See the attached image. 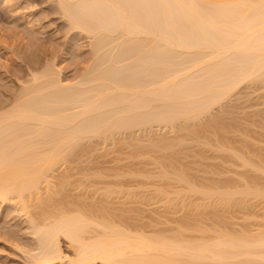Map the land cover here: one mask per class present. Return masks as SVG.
Segmentation results:
<instances>
[{
    "label": "bare ground",
    "instance_id": "1",
    "mask_svg": "<svg viewBox=\"0 0 264 264\" xmlns=\"http://www.w3.org/2000/svg\"><path fill=\"white\" fill-rule=\"evenodd\" d=\"M56 2L58 11L54 12L66 17L68 29L78 30V33L82 32L90 38V54L86 50L89 57L86 51L82 53H86L84 57L87 59H83L88 60L87 64H84L81 73L67 78V68H61V64L55 65L54 58L49 57L52 63L47 59L43 61L45 64L42 63L41 70L38 69L40 71L30 72L28 69L29 76L26 75L25 82L20 80L23 84L21 82L18 85V92L12 96L14 99L11 98L9 105H0V204L11 203L13 209L16 207L15 210H20L19 213L28 222L29 233L35 239L30 241L31 244L27 243L29 246L16 244L26 256L23 255L26 258L23 264H264V213L258 214L262 218L252 214L263 221L257 228L250 230H236L233 224L230 228L225 221V224L220 225L219 221L226 216L223 219L221 217L224 214L221 211L217 213L220 208L250 205L252 199L264 201V182L261 178V174H264V165L261 164L264 163V152L260 150L259 153L262 162L256 158L262 166L246 157L249 154L246 150L245 156L240 150L241 155L233 153L242 160L239 165L251 166L261 179L257 175L247 174V170L245 173L238 172L241 173L238 176L235 173L238 182L233 180L235 178L221 179L218 171L222 170V166L220 169L218 166L222 165L223 159L217 167L213 166L215 171L212 166L213 170L208 165L211 170L203 168L202 173L207 175L203 177V174L193 172L196 154L189 156L177 152L180 148L174 149L184 145L190 138L185 140L187 137L182 132H178L181 133L178 138L176 134L172 135L188 124L191 125L192 134L183 130L190 135L196 134L193 140H201L203 136L202 143L211 145V142L208 144L211 141L209 137L210 140L204 141L207 137L199 134L198 128H192L194 124L209 114L211 122H215L214 117H211L214 115L212 109L233 97L241 84L264 81V0ZM29 33L33 39L29 40L36 44L35 34ZM28 50L25 51L28 53ZM64 61L61 60L62 63ZM36 62L33 66H36ZM216 122L207 125L209 129L212 125L214 127H211L212 131L207 130L210 132L207 135L211 132L217 135L216 132H223L230 124ZM221 124L225 126L224 129L220 127ZM203 129L206 134V128ZM219 135L222 137V133H218L219 139L215 136V140L221 144L220 139L221 142L224 140ZM94 141H101L102 144L108 142L106 144L112 147L110 145L111 148L106 149L110 148V151L117 144L115 142L125 145L124 149L130 145L134 152L135 147L140 145V152L136 151L147 155L141 154L150 160V164L154 162L158 165L159 170L152 164L156 167V176L168 179L167 187L172 192L168 188V191L164 189V186V203L170 202L172 205L173 199L184 192L183 189L186 194L197 193L198 201L190 197L195 202L190 198L187 202L185 194L182 197L185 195V202L193 209L196 207L204 211L206 206L205 210L209 207L216 209L212 215L210 210L208 216L204 212H201L204 217L199 216L210 218L213 224L211 221L208 222L211 225L203 223V218L200 220L196 217L193 220L185 217L171 228L167 226L168 229H153L149 232L145 227L127 221L121 211H112L101 200L102 205L98 201L94 205L76 199L63 202L60 199L55 200L57 204L51 203L50 198L59 191L56 189L58 191L54 193L56 185L52 183L56 169H67L65 165L71 155L79 151L85 142L95 144ZM175 144L177 147H174ZM115 147L121 148L119 143ZM93 149L90 148V151ZM85 150L82 149L83 153L89 149ZM79 152V157L85 155H79ZM135 154L138 155L137 152ZM179 154H184L185 159L191 157L195 160L192 163L185 162ZM255 172L252 174H257ZM66 178L62 179L63 184L69 183L65 181ZM56 179L60 178L57 176ZM169 179L174 181V185L169 183L172 182ZM58 183L63 185L61 180ZM121 187L118 190L121 191ZM109 189L108 193L114 192V189H111L112 192ZM159 189L158 192H161ZM47 192H51L52 196ZM163 192H167V196ZM168 193L170 196L174 193L175 197L169 198ZM42 195H48L46 197L50 201ZM42 198L45 199L43 202ZM36 202L38 210L34 205ZM47 206L54 208L49 210ZM61 238L68 242L71 254L63 250Z\"/></svg>",
    "mask_w": 264,
    "mask_h": 264
},
{
    "label": "rangeland",
    "instance_id": "2",
    "mask_svg": "<svg viewBox=\"0 0 264 264\" xmlns=\"http://www.w3.org/2000/svg\"><path fill=\"white\" fill-rule=\"evenodd\" d=\"M55 3L57 4L56 0H2L0 2V102H2V104L0 103V105L6 106V105L10 104L12 96H14V94L16 92H18V91H16L19 88L18 85L21 82L23 84V81L26 78L28 69L30 70V72H31V70L35 71V72L40 71L41 70L40 68L43 67L42 65L45 64V63H43L44 60L46 61L48 59L49 62H51L50 58H54L53 62L55 65L61 64V66H62V67L60 66L61 68H64V69L67 68V69H65V73H67L66 74L67 78H69V77L72 78V77H74V75L76 76L77 74H79V72L81 73V69H83L84 64L86 63V61H88V60H85L83 58H86V57H84V55L87 53V51L90 54V50H88V49H90L89 48L90 47L89 46L90 45L89 44L90 38L87 37L86 35L84 36L82 34V32L78 33V30L76 31L75 29H72V30H70V28L68 29L69 24L67 25V21L65 19L66 17H63L62 14H59L57 12L58 8H57V5ZM55 8H57V9H55ZM54 10H57V11H55L56 13L54 12ZM37 15H38V17H37ZM32 30H34L35 32ZM14 32H16V33L14 34ZM29 32H33L35 34V36L34 35L33 36H34V39H35L34 41L36 44H33V41L29 40V39H32V36H31L32 34ZM76 33H78V34H76ZM29 34H30L31 38H28ZM75 34L77 35V37H75ZM88 38H89V40H88ZM26 39H28V40H26ZM22 40H24V42H22ZM25 41H29V42H25ZM29 43L32 46H30ZM24 45H25V47H24ZM26 46H27V48H26ZM22 47H23V50H22ZM28 48L29 49L31 48V49L28 50ZM25 50H28V53ZM31 50H32V52H31ZM84 51H86V53L82 54V53H84ZM30 53L32 56L30 55ZM32 53H35V54H32ZM88 53H87V55H88L87 57H89ZM36 55H37V58H34V57H36ZM64 55H65V57H64ZM30 57H32V58H30ZM66 57H67V59H66ZM61 58H63V59H61ZM64 59L66 60V62L64 61L63 63H67V64H63L61 62V60L63 61ZM36 60L38 62H36ZM33 61L37 63L36 66H35V64L33 66V63H34ZM68 63H69V66H68ZM38 69H40V70H38ZM65 73L63 74L64 76H65ZM28 76L29 75H27V77ZM20 80H23V81H20ZM73 80H74V78H73ZM241 85L243 87L239 86L238 88H240V87L241 88L240 89L237 88L235 90V91L239 90L238 92H236L237 95H236V93H235V95L232 94L231 96H233V95L234 96L227 98L228 101L225 100L227 102L223 101L222 103H224V104L221 103L222 105L220 104L219 107H218V105H216L215 106L216 108L214 107L215 109H212V110H214V112L212 111L211 113L214 115L211 114L212 115L211 117H214L213 119L215 122L219 121L222 123L224 121V122L230 123L227 129H226L227 126L226 127L224 126L225 130L223 132H216L217 135L213 134L214 132H211L210 135H207V132H208L207 130L209 129L207 125H211V123H215L213 121L211 122L212 118H209L210 114L208 115L209 117L207 116V118H206L204 116V118L198 120L199 122L202 123V120L204 119V121H203L204 125H202L203 123L199 124L198 121L196 122L197 124L195 123L196 126H195V124L193 126V124L190 123L193 126L192 128H194V129L198 128L199 132H201L199 134H201V135L204 134V136L207 137V138L204 137V138H206L204 141L211 139V141H209V143L207 142L208 144H210V142H211V145H207V144L205 145V142H204V144L202 143L203 136L201 137L202 138L201 140L200 139L199 140H197V139L193 140V138L195 137L194 135H196V134L193 133L194 135H190V134H192V129H190L191 125L189 126L188 124H187V127L182 126L177 132L172 134V135L176 134L175 137L178 138L179 136H181V133H179L180 134L179 135L178 132H182V135L183 136L185 135V138L187 137V139H185V140H188L190 138V140H188L186 142L182 141L185 144L181 145V147L179 144H181L182 142L179 143L180 142V140H179V142H178L179 144L177 143V145H179V147H177L175 144L174 147H177V148H174V149L177 150L180 148L179 150H177V152L180 151L181 154L182 153H184V154L187 153L188 155L190 154L189 156L196 154L195 156L197 157L196 158L197 162H195L196 167L194 165V168H193L194 171L193 172H195L198 175H202L203 174L202 171L204 170L203 168L208 167V166L210 168L212 166V168L215 171L216 168H214L213 166L217 167V164H220L222 159H223L222 165L218 166V168L220 166H222V170H219L220 168L218 169L219 170L218 172L221 173L220 175L222 178L218 174H216V172H215V175H218L221 179L230 180V178L231 179L235 178L233 180L236 181V180H238V179H236L238 174H239L238 172H241V171L244 172L245 170L248 171V172H246L247 174L257 175V176L259 175L257 173V171L255 172L254 170H252V168H250L251 166H249V167L244 166L243 167L242 165H239V163H241L242 160L240 161L239 160L240 158L238 159V156H235L233 153L238 154L241 151L243 156H245L247 152L249 154L251 152V155H253L252 154L253 151H255L257 149L259 151H257V150L255 151V154H254L255 156L253 155V157L250 158L251 155L249 156V154L247 153L248 156H246V157H249V159H251V160L253 159V161H256L257 163H259V161L262 162L261 159H259V158H261V157H259V153H260V150L262 153L264 152V117H263L264 116V81L263 82H251V84H244L243 83ZM6 95L8 96V98H10V100L6 97ZM5 98H6V100H4ZM12 99H14V98H12ZM5 101H8L9 103L8 102L6 103ZM3 103H5V104H3ZM215 116H217V117H215ZM209 119H210V122H207ZM205 123H206V125H205ZM234 124L236 127L234 126ZM225 125H228V124L225 123ZM215 126H217V125H215ZM183 127H185V128H183ZM199 127L202 130L199 129ZM202 127L206 128V134H205V130ZM211 127L209 130H211L212 128L214 129V127H212V128ZM220 127H223L222 124ZM224 127L222 129H224ZM187 128H189V130H187ZM183 129L186 130L187 133H188V131H190L191 133L189 132L190 134H187ZM222 129H220V130H222ZM203 130H204V132H203ZM161 131H163V130H161ZM214 131H216V130H214ZM217 131H219V130L217 129ZM208 133H210V132H208ZM218 133L219 134L222 133V137L219 135L220 138H222L224 140L221 142V139H220V143L224 144L222 146H221V144H218L219 140H215V136H217V139H219ZM189 136H192V137H189ZM199 136L200 135H198V138H199ZM208 137L210 139H208ZM182 140H184V139H182ZM96 142H97V144H96ZM98 142H100L101 144H99ZM109 142H111V141H109ZM89 143L90 142H85L84 143L85 145H82L81 148L78 149L79 151L81 150L80 152L77 151L71 155V157L69 158L70 160L68 159V161L66 162L67 166L65 165V168L67 167V169L57 168V169H59L58 170L59 173H57V169H56V171L54 173L55 178H53L55 180L52 179V181H53L52 183H54L53 186H55V185L58 186V187H56V186L54 187L55 188L54 193L56 194V192L58 191L56 189H59L60 192L58 191V194L55 196H52L53 189H51L52 194H51V192L50 193L47 192L49 195L51 194V196L54 198V201H53L52 197L50 198V200L52 199L50 201L48 199L49 197H46L48 195H42L43 198H45V199L47 198L48 201H50L51 203H53V202L55 203L56 201H58L60 199L62 200V202H63V200L69 201V200L73 199L75 201V199H76L78 201L80 200V202L84 201V203L85 202L90 203V204L93 203L94 205L97 204L96 203L97 201L100 202L99 200H101L103 205H105L108 208H112V211H113V209H115V211H116V209L119 212L121 211L120 213L124 214V217L127 218V221H129V222L132 221L133 223L135 222V224H136L135 226H137V224H138L139 227H143V228L145 227V229H147L149 232H150V230L154 231L155 229L156 230L164 229L167 226L171 228L172 225L173 226L176 225L177 223L180 222V220L185 219V217L186 218L189 217L190 219L193 218V220H194L196 217L198 218L199 216H203L204 213H206L205 215L208 216L207 214L210 212V210H211L210 213L212 215V211L214 212L216 210V209L214 210L213 208L211 209L210 207L207 208L208 210H205L207 206L205 207V209H203L204 211H202L200 208H197L198 209L197 210V209H195L196 207H194V209L191 208V206H189L190 204H187V202H189V200L198 201L199 196L197 198L196 197L197 193H195L196 195L194 193H187L189 195V197H188V195L186 194V192L183 188L182 189L185 193L184 192L180 193L179 194L180 197L176 194L178 196V198H177V196L175 197V194H174L177 192L175 191L174 188H172V189H174L173 191H175V192L173 194L171 193V196L169 193H168V195L170 196L169 198L172 199L175 197L176 200L173 199V201H172L170 199L173 202L172 205L169 204L170 202L167 204H166V202L164 203L165 198H164V196H162V191H163L164 186H166V188H164V189L167 190V188H168V190H170L169 192H172L171 189H169L170 187H167V185H169V184H168V182H166V180H168V179H162V178L159 179L160 177L156 176L155 172L157 170H159L158 165L152 161L156 165V167L158 168L156 170V167H154V165H152L153 163L150 164V160L148 161L147 159H145L142 156V155H144V156H147V155H145L144 153H141L142 154L141 155L139 153L140 152L139 151L140 145L136 146V147H138V149L135 147V152H134L133 151L134 148H131L130 145L127 146L129 148L126 147L124 149L125 145L123 146L120 142H115L114 144H116V143L117 144L113 145V146L115 147L119 143V146H121L122 150H120L121 149L120 147H119L120 149H117V147H115V149H113L114 148L113 147L112 148L113 150L111 149V151H110V148L112 147V145L110 144L111 147L109 144L107 145L106 143H108V142H104L106 145L103 143L105 146L102 144L101 141H94V143L96 145L90 143V146H89ZM86 144H88V145H86ZM94 145H95V149H93ZM133 146H135V145H133ZM220 146H221L222 150H221V148H219ZM102 147H104V149ZM107 147H110V148L106 149ZM85 148H86V150L87 149H89V150L86 151ZM90 148L93 150L90 151ZM259 148H261V149H259ZM82 149H83V151L85 150L86 153L85 152L83 153ZM116 149H117V151H115ZM136 150H138L139 152ZM244 150H246L245 151L246 153L244 152ZM120 151H122V152H120ZM78 152L80 153L79 155L85 154L84 156L81 155L82 157L80 156L82 159L77 160V158H80L77 154ZM88 152H91L92 155H90V153L88 154ZM136 152L138 153V155L135 154ZM177 152L175 154H178ZM243 153H245V154H243ZM181 154H179V156ZM88 155H90V156L88 157ZM188 155H186V156H188ZM75 156H78V157H75ZM182 156H180V157L184 158V156L183 157ZM176 157L180 158L178 156H176ZM181 158H180V160H182ZM187 158L186 159L184 158L183 160H185V162L188 161V163L189 162L192 163V161L195 160V159L192 160L191 157H187ZM236 158H237V160H239V162L236 160ZM256 158L259 159V161ZM150 159L152 160L151 157H150ZM236 161H237V163H236ZM188 163H186V164H188ZM261 164L264 165V163H261ZM63 165H61V167H63ZM188 165L190 167L193 166V165L191 166L190 164H188ZM262 167H264V166H262ZM62 170H67V172L62 171ZM60 171H61V173H60ZM214 171H212L211 173H213ZM63 172L64 173L66 172L64 174V176H63ZM206 172L210 173V171H206ZM252 172L253 173L255 172L257 174H252ZM235 173L237 174V176ZM56 174H58V175H56ZM60 174H61V176H60ZM98 174H100V175H98ZM84 175H86V178ZM209 175H208V177H209ZM261 175H262L261 178L263 179V182H264V174H261ZM57 176L60 179H56ZM66 176L68 178H66L65 181H68L69 183L66 182L65 184H63L64 183V181H63L64 177H66ZM204 176L207 177V175L203 174V177ZM213 176L211 174V177H213ZM171 177H174V176H171ZM84 178L86 179L85 182L83 180ZM214 178H215V176H214ZM58 180H61V182H62L61 184L64 185V188L62 187L63 185L61 186L60 183H58ZM170 181H172V180H170ZM236 182H238V181H236ZM52 183H51V185H52ZM119 183H122L123 185L119 184ZM169 183L170 184L172 183L174 185V181L169 182ZM121 185H122V187H121ZM59 186L62 187L61 190H60L61 187H59ZM159 186H161V187H159ZM179 186L180 185H177V187H179ZM182 186H180V187H182ZM107 187H108V189L110 187L109 191H111V189L112 190L114 189V192L111 191L112 192L111 194L108 193ZM120 187H121V191H120V189L118 190V188H120ZM158 187L162 188V190L159 189ZM177 187H176V189H177ZM157 188L161 192H158ZM43 190L45 192V189H43ZM104 191H106L108 193V196H106L107 193ZM157 192L160 194L158 195ZM164 192H163V195H166L167 192H166V194H164ZM182 194L186 195L187 200L190 197L193 200L190 198L187 201L185 199V195H183V197H184V200H183ZM156 195H158V196H156ZM160 197H163V198H160ZM181 198H182V200H181ZM45 199H43L42 202ZM162 199H163V201H162ZM253 200L254 199H252V201L249 200V202L251 201L250 202L251 204L250 205L247 204V206L242 205V206L229 207L227 209L224 208L222 210H221V208H220V210L217 209V211L219 210V212H217V213H220V211H221V214H224L221 218L226 216V217H224L225 219L223 218L224 220H221V222L219 221V224L221 223L220 225H222V223L225 224V222L227 224L229 223V226L233 224V227L236 228V230L237 229L238 230H240V229L250 230L252 228H257L258 224H260V221H263V220H261L262 216H259L258 214L261 213L260 215H262V213H264V201L260 202L259 200H254V201ZM33 201H36V200H33ZM48 201H47V203H50ZM185 201H187V202H185ZM195 201H193V202H195ZM200 201H201L200 203H202V200H200ZM37 202L34 204L35 206H36ZM101 202L98 204H101ZM41 203L39 206H41L43 204V203L42 204ZM44 203H46V202H44ZM9 204H11V203H9ZM9 204H5V203L0 204V264L1 263L2 264H5V263H7V264H15V263L21 264L22 263L23 264L26 258H24L25 255L22 253V251L19 248H17V245L19 244V246H21L20 244L23 245V243L27 244V243H30V241L33 242V240H35V239H34V235L29 233L30 231L27 228L28 222H26L25 216L21 212L19 213L20 210H18V209H17L18 211L15 210L16 207H14V209H13L14 205H12V204L9 205ZM53 204H51V206ZM55 204H57V203H55ZM58 204H59V202H58ZM185 205H187V207ZM8 206H9V208H8ZM44 206H45V204H44ZM56 206H59V205H56ZM188 206H189V208H188ZM250 207H252V208H250ZM35 208L37 210L39 209L38 206H36ZM50 208H54V207H50ZM50 208L48 207L49 210H50ZM43 209L45 210V208H43ZM249 211H250V213H249ZM201 212H204L203 215ZM253 213L256 216H259L261 218H258V217L255 218V216L252 215ZM213 216H214V213H213ZM209 217H210V214H209ZM200 218L201 217H199V219ZM211 218H212V216H211ZM226 218L228 221L226 220ZM263 219H264V215H263ZM213 220H214V218H213ZM190 221H192V220H190ZM203 221H205V222H203ZM257 221L259 223H256ZM196 222H199V220H197ZM202 222L205 224H207L208 222L213 224L214 221H212L210 218H208V219L203 218ZM211 224H209V225H211ZM168 227L166 229H168ZM218 227H219V225L217 226V228ZM230 228H231V226H230ZM234 228H232V229H234ZM30 244H27V245L29 246ZM27 245H25V246H27ZM61 245H62L63 250L65 252H67V254H71L70 252L72 249L70 246H68V242H66V240L63 238H61Z\"/></svg>",
    "mask_w": 264,
    "mask_h": 264
}]
</instances>
